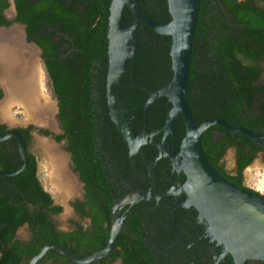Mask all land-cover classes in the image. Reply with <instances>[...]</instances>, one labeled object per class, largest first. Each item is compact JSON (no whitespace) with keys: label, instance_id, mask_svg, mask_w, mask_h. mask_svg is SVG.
I'll return each instance as SVG.
<instances>
[{"label":"trees","instance_id":"1","mask_svg":"<svg viewBox=\"0 0 264 264\" xmlns=\"http://www.w3.org/2000/svg\"><path fill=\"white\" fill-rule=\"evenodd\" d=\"M13 1L15 21L25 25L27 41L34 42L42 51L45 84L56 99L57 116L63 129L55 139L66 140L71 164L85 188V201L72 204L78 214L90 218V225L85 227L75 223V229L68 234L54 230V224L48 221L49 215L60 213L62 207L52 204V197L38 176L37 158L29 147L32 126L15 128L26 143L28 164L15 175L0 176V264H27L40 250L42 237L50 240L49 229L60 246L69 245L78 255L86 256L105 246L112 201L124 193L118 191L115 183L113 190L116 191L111 193L112 184L109 186L105 177H111L113 173L109 174L103 168L105 161L114 166L127 161L126 143L110 118L106 99L111 0ZM137 3L152 19L158 22L170 20L166 0H137ZM8 5L7 0H0V25L7 26L11 22L2 15ZM124 15L130 24L133 16L127 7ZM170 41L169 36L155 33L144 23L139 24L137 54L116 82L121 107L129 109V116L136 114L134 134L139 132L143 121L142 110L136 112V107L148 94L131 82L155 90L170 80ZM189 72L187 99L198 122L221 117L233 126L243 125L245 121L256 123L257 118L251 113V101L258 96V129L263 127L264 0H258V3L255 0H200ZM166 110V97L153 101L148 116L151 129H159L164 124ZM214 128L224 134L215 143L211 136ZM7 132L5 125L0 124V136ZM44 133L48 134L47 131ZM177 133L179 138L184 133L181 117ZM230 135L240 137L215 125L201 135L202 148L214 168L228 147L224 141ZM247 142L254 146L249 139ZM257 150L263 148L258 146L244 158L238 148L239 170L249 165ZM154 153V149L147 151V161ZM22 163L16 139L10 137L0 141V170L12 171ZM216 170L230 178L220 167ZM142 211L136 205L129 211L125 227L109 254L111 261L121 257L122 264L158 263L142 246ZM23 224L28 225L36 242L13 239L17 228ZM47 259L52 260L51 264L72 263L54 250H49L38 263ZM104 261L105 257L100 258L101 264ZM89 264L98 263L94 260Z\"/></svg>","mask_w":264,"mask_h":264},{"label":"water","instance_id":"2","mask_svg":"<svg viewBox=\"0 0 264 264\" xmlns=\"http://www.w3.org/2000/svg\"><path fill=\"white\" fill-rule=\"evenodd\" d=\"M166 1L170 20L158 22L141 10L137 0H111L108 18L106 99L110 118L116 124L130 152H139L142 144L154 145L157 148V153L149 165L151 176H154L155 162L161 157H167L176 170L184 173V181L173 184L167 190H159L155 184H152L146 189L133 190L114 199L111 207L109 236L103 248L89 255L80 256L70 247L60 246L51 235V241H46L40 250L29 259L28 264H37V261L48 250H54L66 256L74 264H89L94 260L108 257L115 247L117 237L132 205L164 195H177L179 192H184L188 196V200L183 205L195 206L221 238L224 243L222 255L230 251L241 262L247 257H258L264 260V196L226 180L209 162L202 148L201 135L208 127L215 125L229 133L244 135L262 147H264V136L244 127L232 126L221 117L201 122L193 117L187 99V86L200 0ZM125 7L133 16L130 24L125 19ZM141 23L147 25L155 33L171 38L169 54L172 75L166 84L155 90L133 82V85L148 94L147 99L140 105L145 114L143 127L137 134H134L120 108L115 84L120 80L121 74L127 70L128 63L133 61L137 54L138 27ZM12 25L19 28L22 43L31 46L35 51V57L39 58L41 49L35 43L27 41L25 26L20 23ZM11 26H1L0 30L6 31ZM0 87L3 91L2 99L5 92L1 84ZM158 97L167 98L166 117L164 124L159 129L153 130L148 124L147 110ZM179 117L184 125L181 141H178L176 129ZM159 132L162 133L161 140L155 136ZM10 137L16 139L17 149L23 163L12 171L0 170V176L15 175L24 170L28 164L27 146L22 135L13 130L1 135L0 141ZM55 144L58 147L60 145L56 142ZM68 160L65 156L66 170L68 169V173L73 176L79 186L80 180L68 168ZM53 202L56 204L54 199ZM125 205L128 207L122 212Z\"/></svg>","mask_w":264,"mask_h":264},{"label":"flooded vegetation","instance_id":"3","mask_svg":"<svg viewBox=\"0 0 264 264\" xmlns=\"http://www.w3.org/2000/svg\"><path fill=\"white\" fill-rule=\"evenodd\" d=\"M7 1L9 3V5L7 8H5L2 11V15H3L5 20L11 21V22L7 26L6 25H0V27L1 26L9 27L14 23H20V22L15 21V18L17 15H16L15 6H14V1L13 0H7ZM255 1H257V3H258V0H255ZM10 3H12L13 12H12V14L10 13L11 15L10 14L7 15L6 11L10 7V5H11ZM20 24H22V23H20ZM41 53H42V51H41ZM34 58L35 59H33V60L36 61V57H34ZM39 59H40L41 65H42L41 54H40ZM25 60H23L25 63H28V62L31 63V59L25 58ZM34 61H32V62H34ZM37 66H39V65L37 64ZM41 69L44 73L43 65H42ZM131 72H132V70H131ZM40 73H41V70H40ZM36 75H37V73H36ZM36 78L37 77H35V79H34L35 82H36ZM44 79L46 81L45 73H44ZM131 83L133 85V81ZM115 85L117 86V84H115ZM116 86H115V88H116ZM0 89H1V87H0ZM1 91H2V89H1ZM116 91H117V97H118L117 88H116ZM2 95H3V91H2ZM12 99L14 101L20 102V100H18L17 98H12ZM54 100H55L56 115H53V112H54V109H53L52 120H51L52 124L51 125L46 124L45 121L43 119H41V117H39L38 113H36V112L34 114V116L35 115L36 116L35 117L32 116V119L34 121H37V122L38 121L42 122L45 127L36 126L33 123L32 124L29 123L25 126L18 125V126H12L11 127L6 122L3 121L1 116H0V124L5 125L6 129H8L9 132L15 130V128H26L27 126L31 125L32 129L29 131L30 144H31V141L33 140V136H34L33 133L34 132H35V134L41 135L43 138H45V146H49L52 149H54V152H52L53 155L51 154L52 156H55V154L61 153V154H63L64 158H65V156L68 157V159H69L68 160V166H69L68 168L71 169L73 174H75L80 180L79 174L74 170V168L71 164L70 154L65 148L66 140L62 139V140L58 141L55 139L56 135L63 133V129H62V126H61L60 121H59L58 116H57V113H58L57 102H56V99H54ZM144 101H142V102H144ZM244 101H245L244 103H246L245 98H244ZM119 102H120V108L122 110V113L124 115L125 120L128 123V126H130V128L132 130H134V128H133L134 117L136 116V114H133L131 116L127 115L129 113V109L122 108L121 107V101L119 100ZM251 102H252V107H253V109H251V113H253L255 115L254 116L255 119L257 118L256 123H247L245 121V123H242L243 125H239L236 127H244L246 129L252 130V131L259 133V134L264 136V126L260 127L258 129V96H255L254 98H252ZM141 103L136 107V112L141 109L142 113H143V121H142V126H141L140 130L143 127V122H144V117H145L144 109L140 106ZM151 104L149 105V107L151 106ZM40 105L43 106L42 103ZM149 107L147 110V120H148V116H149ZM246 108H247V106H246ZM217 127H219V126H217ZM176 129H177V127H176ZM44 131H47L48 134H45ZM158 134H160L161 136L157 137ZM231 134H234V133H231ZM223 135L224 134L219 132L218 128L211 129V136H212L214 143L216 142L217 139L221 138ZM238 135H240V134H238ZM155 136L159 140H161L162 133L159 132ZM248 139L249 138H247L244 135H240V137H233L231 135L229 137H226L224 142L228 144V147L226 148L225 153L220 158L217 159L215 166L220 167L225 173H227V176L230 178H227L224 176L223 177L226 180H228L229 182H231L237 186L252 190L256 193H261L264 196V192H262L261 190H258V187H252V186L247 185L245 182V176H244V170L255 159L259 158L260 163L262 165H264V147L261 146L263 148V150H260L259 152L257 150L253 160L242 171L239 170V167H238V159H239L238 153H237L238 148L240 150H242V152H243L242 157L246 158L251 153H253L255 149H258V146H260L254 142H253L254 146H252L251 144H249L247 142ZM50 140H53L54 143L52 141L51 142L53 144L49 143ZM178 141H181V138H179V136H178ZM55 142L60 144L59 147L55 144ZM169 142L171 143L170 136H169ZM55 145L57 147H55ZM151 149L152 150L154 149L155 153L153 154L151 159L149 161H147V158H148L147 157V151H150ZM228 150L231 151V167H230V169L226 168L225 161H224V156ZM64 152L66 154H64ZM156 153H157V148L154 145L142 144L139 152H130L129 148L127 147V149H126L127 161L124 160L122 163L117 164L115 166L112 165L110 162L105 161L106 164L103 167L104 170L105 171L108 170L109 174L113 173L111 175V177H109V176L105 177L106 182L109 184V186L112 184V186H110L111 193L114 194L116 191V190H113V183L118 185V188H119L118 191L124 192L122 194H125V193H128V192L133 191V190L146 189V188L150 187L152 184H155L157 189H159V190H167L170 187H172L173 184H175L177 182L184 181V179H185L184 173L176 170L172 166L171 162L169 161V159L167 157H161L155 162V164L153 166L154 176H151L150 170H149V165L151 164V161H152L153 157L156 155ZM52 161H53V159H52ZM65 164H66V161H65ZM113 168L115 169V171H113ZM67 170H66V167L64 166V170L62 171V177H66L67 175L68 176L70 175ZM64 171H66V172H64ZM71 177L73 178L72 175H71ZM115 179H116V181H113ZM74 182H75V179H74ZM61 186H62V184H61ZM51 188H52V190L55 191V192H53V194L58 193L60 195L67 196L65 194V192L58 191L56 188H53V187H51ZM70 188H71V190L69 189L70 191L68 192V195H70V194L73 195L71 197L73 199H71V201L69 202L73 217H71L70 219L67 220L68 221L67 227L66 228L57 227L55 224V221H54L55 218L62 211L60 213H57V214H50L49 218H48L49 223L54 224V228H55L54 230L58 233L68 234L69 232H72L75 229V223H78V224L85 226V227L90 225V218L88 216H81L80 214H78L77 211L75 210L73 204H72L76 201H80V202L85 201L84 183L80 180L79 186L75 182V185L73 187H70ZM114 199H116V198H114ZM187 200H188V196L186 195V193L179 192L177 195H164V196L158 197L157 199L140 201V202L134 204L143 210L142 212L144 215V222L142 221V229H143V235H144V237L142 239V246L145 248L146 253L149 256H153L155 258L154 261L157 260V262H158L157 264H264V260L260 259L258 257H247V258H245V260L243 262H241L239 260V258L234 256L230 251H228V252L224 253V255H222L223 247H224L223 241L214 232V230L211 227L210 222L204 216L201 215V213L197 210V208L195 206L183 205V203L186 202ZM52 204L58 205V204H54L53 199H52ZM134 205H132L129 208V211L131 210V208ZM127 207H128V205H125L122 209V212H124V210H126ZM84 208H85V210H88V207L85 205H84ZM129 211H128V214H129ZM110 215H111V213H110ZM126 220H127V218H126ZM110 223H111V216H110ZM125 223H126V221H125ZM125 223H124L122 230L125 227ZM21 227H25L27 229L28 237L26 239H21L17 236V231ZM48 228H49V226H48ZM48 234L50 237L49 241H51V235H53V234H52V231L50 229L48 230ZM53 236H54V238H56L55 235H53ZM13 239H18L21 242H29V243H33V242L37 241V238L32 236L31 230L29 229L27 224H23L17 228ZM42 241L44 244L48 240H45L42 237ZM68 247H69V245H68ZM38 261H37V264H51V262H52L51 259H47L45 262H41V263H38ZM96 261L98 264H101L100 259H98ZM108 263L109 264H122V259H121V257H117L116 259L111 261L110 257L108 256V257H105V261L102 264H108ZM146 263H148V262H145V264ZM27 264H28V262H27ZM68 264H74V263L72 262V263H68Z\"/></svg>","mask_w":264,"mask_h":264},{"label":"bare ground","instance_id":"4","mask_svg":"<svg viewBox=\"0 0 264 264\" xmlns=\"http://www.w3.org/2000/svg\"><path fill=\"white\" fill-rule=\"evenodd\" d=\"M34 57V49L21 42V33L17 26L12 25L6 31L0 30V83L5 92L4 96L6 97L0 104V116L2 118L6 117V113L8 111L6 108L9 101L12 98H17L22 104H24V109L29 116L35 117L36 115L34 116V114L36 112L46 124L51 125L53 104L46 100L43 106L40 105L44 101V98L38 95L39 91L37 90L38 87H40L39 84L37 85L38 79L36 78V82L34 80L38 69L36 62L33 60ZM25 58L31 59V63H25L23 61ZM48 147L49 146H45V148ZM52 159L53 174L51 179L55 183L59 182V184H61L60 182H63L66 187L68 186V189L64 186L67 190L64 192L68 193L71 190L70 187L75 185V182L71 175L62 177V171L65 166V158L63 154L58 153L55 154V156H52ZM61 188L63 187L61 186Z\"/></svg>","mask_w":264,"mask_h":264},{"label":"rangeland","instance_id":"5","mask_svg":"<svg viewBox=\"0 0 264 264\" xmlns=\"http://www.w3.org/2000/svg\"><path fill=\"white\" fill-rule=\"evenodd\" d=\"M6 12H7L6 13L7 15L10 13L12 14V12H13L12 5H10V7L7 9ZM36 62H37L36 64L39 65V66H37L38 69L36 71V73H37L36 77L38 79L37 85L39 84V86H40V87L37 86L38 87L37 91H39L38 95L40 97L44 98V101L42 102V104H44L46 102V100H48V102H50L51 104L54 105L53 106V109H54L53 115H56L55 100L52 98V96L50 95V93L47 90V87L45 84L46 81L44 79V73L41 69L42 65H41L40 59L38 57H36ZM40 70H41V73H39ZM4 98H6V97L3 96V98L0 100V104L3 102ZM11 101H13V102H11ZM19 103H21V102L14 101L13 99H11L9 101L7 108H6V110H8L6 113V117L2 118L4 122H6L11 127L12 126H18V125L25 126L29 123H31V124L33 123L34 125L45 127L42 122L34 121L32 119V117L26 113V111L24 109V104H22V103L19 104ZM33 135L34 136H33V140L31 141V144H30V149L37 157L38 176L40 178L41 184L43 185L44 189L46 191H48L50 193V195L53 197L55 203L62 207V212L54 220L55 224L57 227L66 228L67 224H68L67 220L70 219L71 217H73L71 207L69 204L71 199H73V198H71L73 195H71V194L68 195L67 192H65V194L67 196L60 195L58 193L53 194V192H55V191L52 190L51 187L56 188L58 191L63 190V192H64V191H67L66 189H68V186L65 189L64 186H66V185L63 182H60L62 184V187L64 188L63 189V188H61V184H59V182L55 183L51 179V176L53 174L52 173L53 172V168H52L53 164H52L51 154L53 155L52 152H54V149H51L50 147H48L49 149L45 148V146H44L45 138H43L41 135L35 134V132L33 133ZM49 143H52L51 140ZM55 147H57V146L55 145ZM224 161H225L226 168L230 169V167H231V151L230 150H228L226 152V154L224 156ZM244 176H245V182L247 185L252 186V187H258V190H261L262 192H264V165H262L260 163L259 158L255 159L244 170ZM56 184H58V185H56ZM17 236L21 239H26L28 237L27 229L25 227L19 228L17 231Z\"/></svg>","mask_w":264,"mask_h":264}]
</instances>
